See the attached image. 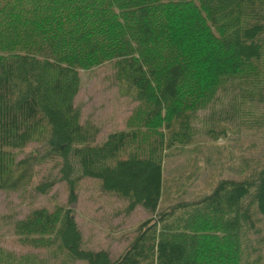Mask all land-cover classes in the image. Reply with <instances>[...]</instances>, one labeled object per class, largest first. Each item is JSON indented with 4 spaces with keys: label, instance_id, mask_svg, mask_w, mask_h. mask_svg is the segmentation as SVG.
I'll use <instances>...</instances> for the list:
<instances>
[{
    "label": "trees",
    "instance_id": "16d2710c",
    "mask_svg": "<svg viewBox=\"0 0 264 264\" xmlns=\"http://www.w3.org/2000/svg\"><path fill=\"white\" fill-rule=\"evenodd\" d=\"M112 61L137 106L125 129L94 144L98 129L74 104L80 71ZM221 88L233 91V113L264 117V0H0V190L29 183L34 158L16 152L39 143L59 163L69 204L89 178L127 213L150 214L115 259L83 248L68 206L16 221L19 243L86 264H264V161L158 210L164 156L192 142L197 112ZM54 181L34 189L46 194ZM35 263L0 249V264Z\"/></svg>",
    "mask_w": 264,
    "mask_h": 264
},
{
    "label": "rangeland",
    "instance_id": "374dc122",
    "mask_svg": "<svg viewBox=\"0 0 264 264\" xmlns=\"http://www.w3.org/2000/svg\"><path fill=\"white\" fill-rule=\"evenodd\" d=\"M80 78L74 104L80 110V122L98 129L94 144H101L108 134L126 128L137 102L117 82L113 61L81 70ZM233 95V91L218 90L214 102L197 112L192 142L185 147L176 146L164 156L163 193L158 210L202 198L221 179H240L243 174L239 170L245 160L252 161L253 166L264 161V117L248 116L243 111L233 113L230 107ZM260 112L256 105L253 113ZM226 114L232 117L227 118ZM222 129L226 131L222 133ZM16 154L19 159L32 156L34 166L27 185L17 191L0 190V249L13 257L32 255L35 264H86L19 243L15 222L34 209L68 206L81 231L83 248L104 250L112 259L125 251L138 225L150 216L140 206L127 213L125 201L105 192L98 180L89 178L77 182L76 200L69 204L67 186L58 174L59 163L47 155L42 144H28ZM51 180H55L54 184L46 194L34 189L37 184Z\"/></svg>",
    "mask_w": 264,
    "mask_h": 264
}]
</instances>
